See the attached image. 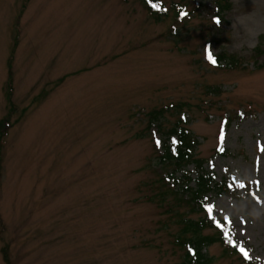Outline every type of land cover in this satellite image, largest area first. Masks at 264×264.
<instances>
[{
	"label": "rangeland",
	"instance_id": "1",
	"mask_svg": "<svg viewBox=\"0 0 264 264\" xmlns=\"http://www.w3.org/2000/svg\"><path fill=\"white\" fill-rule=\"evenodd\" d=\"M159 2L0 0V264H184L181 220L204 215L225 237L207 264H264V0L219 23L211 0ZM178 119L226 179L198 213L158 162Z\"/></svg>",
	"mask_w": 264,
	"mask_h": 264
},
{
	"label": "trees",
	"instance_id": "2",
	"mask_svg": "<svg viewBox=\"0 0 264 264\" xmlns=\"http://www.w3.org/2000/svg\"><path fill=\"white\" fill-rule=\"evenodd\" d=\"M196 1L198 2L197 5L200 4V0ZM211 1L214 3L215 14H213V17L220 21L223 13L231 8V3L229 0ZM146 2H148L145 4L148 12L155 17V19L168 15V8H163L159 0H146ZM183 9H185V3L173 5V22L175 25L185 21V16L188 15V11L185 16H181V11H183ZM256 50L259 51L258 48H256ZM10 58H12V56H10ZM216 60L218 63L223 62L221 64H225L224 67L226 68L241 66L239 58L226 52H220ZM11 84V81H9L8 86L10 87ZM9 91L11 90L9 89ZM161 113L162 111L152 112L150 114L149 123L158 120ZM182 122L181 119H178L177 122L165 132L166 139H163L160 144L158 162L168 167L163 177L170 189L168 190L173 193L178 200L188 204L190 207L189 211L198 213L204 210L205 197L209 193L214 192L216 195L225 193L226 187L224 184L226 183V179L218 182L212 172L203 169L202 164L205 162V159L195 157L198 141L192 132L183 126ZM4 123V120L0 121V142L2 136L6 133ZM172 138H174L173 142H171ZM189 164H193L196 168L195 177H192V173L187 170ZM181 222L183 225L180 229V234L177 236V240L185 249L183 258L184 264H207L210 259L207 258L203 250H206L208 246L215 242L224 244L225 237L220 232H216L213 235H206L203 233L204 229L210 227L208 215L200 216L196 219L183 218ZM188 247L193 250V253H190ZM231 251L238 252L236 248ZM247 263H250V261Z\"/></svg>",
	"mask_w": 264,
	"mask_h": 264
},
{
	"label": "snow or ice",
	"instance_id": "3",
	"mask_svg": "<svg viewBox=\"0 0 264 264\" xmlns=\"http://www.w3.org/2000/svg\"><path fill=\"white\" fill-rule=\"evenodd\" d=\"M208 59H209L212 63H215V60L212 58L211 54L208 55ZM241 251H243V249H241Z\"/></svg>",
	"mask_w": 264,
	"mask_h": 264
}]
</instances>
